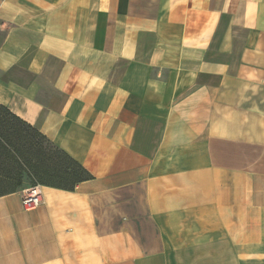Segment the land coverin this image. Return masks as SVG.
<instances>
[{"label": "crops", "instance_id": "1", "mask_svg": "<svg viewBox=\"0 0 264 264\" xmlns=\"http://www.w3.org/2000/svg\"><path fill=\"white\" fill-rule=\"evenodd\" d=\"M0 103L92 176L0 264H264V0H0Z\"/></svg>", "mask_w": 264, "mask_h": 264}, {"label": "trees", "instance_id": "2", "mask_svg": "<svg viewBox=\"0 0 264 264\" xmlns=\"http://www.w3.org/2000/svg\"><path fill=\"white\" fill-rule=\"evenodd\" d=\"M31 176L39 185L64 189L92 177L63 148L0 103V192L11 187L0 196L23 188L24 178Z\"/></svg>", "mask_w": 264, "mask_h": 264}, {"label": "built area", "instance_id": "3", "mask_svg": "<svg viewBox=\"0 0 264 264\" xmlns=\"http://www.w3.org/2000/svg\"><path fill=\"white\" fill-rule=\"evenodd\" d=\"M22 203L25 209L39 207L43 203L42 185H30L23 190Z\"/></svg>", "mask_w": 264, "mask_h": 264}, {"label": "rangeland", "instance_id": "4", "mask_svg": "<svg viewBox=\"0 0 264 264\" xmlns=\"http://www.w3.org/2000/svg\"><path fill=\"white\" fill-rule=\"evenodd\" d=\"M33 184H39V181L35 178V177H25L24 180H23V186L24 187H27V186H30V185H33ZM10 188H4L0 193H3L5 191H8L10 190Z\"/></svg>", "mask_w": 264, "mask_h": 264}]
</instances>
